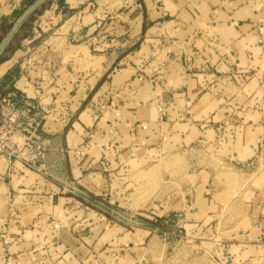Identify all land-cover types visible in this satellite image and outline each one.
<instances>
[{"label": "crops", "instance_id": "obj_1", "mask_svg": "<svg viewBox=\"0 0 264 264\" xmlns=\"http://www.w3.org/2000/svg\"><path fill=\"white\" fill-rule=\"evenodd\" d=\"M27 7L0 0V35ZM0 56L1 99L38 105L44 151L39 172L0 157V264H78L63 235L126 229L78 193L123 208L113 200L161 158L184 170L160 166L170 187L138 215H208L221 163L243 165L264 124L262 96L246 92L264 93V0H44Z\"/></svg>", "mask_w": 264, "mask_h": 264}, {"label": "rangeland", "instance_id": "obj_2", "mask_svg": "<svg viewBox=\"0 0 264 264\" xmlns=\"http://www.w3.org/2000/svg\"><path fill=\"white\" fill-rule=\"evenodd\" d=\"M241 76L237 77L239 85L247 78ZM251 91L264 100L262 87L247 86L246 92ZM255 100L258 106L260 99ZM261 104L264 107V101ZM214 150L207 151L206 157L217 162ZM250 153L235 168L221 163L218 176L226 179L224 195L210 202L208 215L188 216L183 226L177 222L179 216L138 215L148 214L145 209L151 199L170 187H164L160 166L179 170L183 168L179 159L161 158L155 169L135 173L125 188L124 194L130 193L127 199L112 202L123 208L98 203L79 192L78 197L102 217L104 225L121 224L126 229H102L107 233L96 242L92 238L100 229L92 231V238L75 236L78 242L63 235V242L71 246L69 256L78 264H264V124L252 135Z\"/></svg>", "mask_w": 264, "mask_h": 264}, {"label": "built area", "instance_id": "obj_3", "mask_svg": "<svg viewBox=\"0 0 264 264\" xmlns=\"http://www.w3.org/2000/svg\"><path fill=\"white\" fill-rule=\"evenodd\" d=\"M241 77L245 78V75ZM2 107L4 111L0 112V157H4L10 167L18 162L22 167L39 172L41 165L37 161L44 156L37 134L42 118L41 109L26 98L19 103L10 96L4 100L0 96V109ZM74 152L82 154L80 150Z\"/></svg>", "mask_w": 264, "mask_h": 264}, {"label": "water", "instance_id": "obj_4", "mask_svg": "<svg viewBox=\"0 0 264 264\" xmlns=\"http://www.w3.org/2000/svg\"><path fill=\"white\" fill-rule=\"evenodd\" d=\"M44 0H35L30 6H28L25 11L18 17V19L15 21V23L12 25L8 33L5 35V37L0 42V53L9 41V39L12 37V35L15 33L17 28L20 26V24L25 20V18L34 10L36 9Z\"/></svg>", "mask_w": 264, "mask_h": 264}, {"label": "trees", "instance_id": "obj_5", "mask_svg": "<svg viewBox=\"0 0 264 264\" xmlns=\"http://www.w3.org/2000/svg\"><path fill=\"white\" fill-rule=\"evenodd\" d=\"M25 2H26V6H29L31 3L34 2V0H25ZM8 31H9V29L6 30V31H4V32H3L4 35H5ZM4 35H0V42H1V40L3 39ZM0 60H1V56H0Z\"/></svg>", "mask_w": 264, "mask_h": 264}]
</instances>
